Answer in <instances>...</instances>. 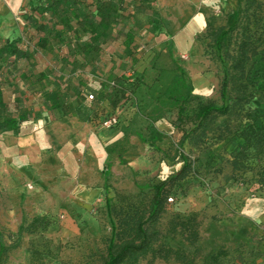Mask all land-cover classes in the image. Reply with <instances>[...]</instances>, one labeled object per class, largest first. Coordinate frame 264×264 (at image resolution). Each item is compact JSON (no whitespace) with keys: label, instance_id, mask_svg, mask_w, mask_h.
I'll use <instances>...</instances> for the list:
<instances>
[{"label":"rangeland","instance_id":"rangeland-1","mask_svg":"<svg viewBox=\"0 0 264 264\" xmlns=\"http://www.w3.org/2000/svg\"><path fill=\"white\" fill-rule=\"evenodd\" d=\"M60 1L61 7L67 5ZM118 3L131 17L98 39L97 52L77 55L76 44L89 42V34L62 32L51 12L52 0H0V41H16L17 55H29L18 58L15 68L3 64L13 72L3 87L6 101L10 111L17 103L20 111L33 115L17 134L0 129L4 264H101L111 236L105 195L112 203L117 195L147 200L153 185L179 170L181 151L192 171L169 195L172 201L158 224L161 242L194 255L196 264L218 250L227 253L219 264H264V182H259L264 153L245 149L237 136L256 114L264 120V0ZM93 9L82 4L78 12ZM196 16L202 17L201 24L185 35ZM35 21L49 39L45 50L36 44ZM245 25L257 54L245 65L249 102L237 105L231 86L223 101L220 88L231 71L226 54L235 53ZM221 32L226 36L216 52ZM40 72L49 78L42 89L35 80ZM167 72L175 75L164 83ZM72 78L83 81V94L75 99L73 90L65 92L66 115L47 112L42 97L53 95V81L58 79L64 89ZM116 78L132 85L123 96L114 87ZM207 100L227 104L229 112L208 130H194L193 115ZM72 112L80 113L76 123L69 122ZM100 114L116 115L118 123L91 130L90 115ZM183 133L190 138L180 149ZM88 155L92 167L86 164ZM235 157L245 169L232 172ZM106 162L110 167L103 175ZM191 216L199 233L194 245L185 234L167 233L169 221ZM36 218L38 227L32 225Z\"/></svg>","mask_w":264,"mask_h":264},{"label":"trees","instance_id":"trees-1","mask_svg":"<svg viewBox=\"0 0 264 264\" xmlns=\"http://www.w3.org/2000/svg\"><path fill=\"white\" fill-rule=\"evenodd\" d=\"M65 1L67 5H64V7H61L62 3L60 0H52L51 5V12L54 15L56 23L61 25V31L67 30L74 34L81 31L89 34V42L76 44L77 55H85L88 51L97 52L99 50L98 39H105L113 25L119 24L121 21L131 17L127 14V9L119 6L118 2L120 0H95L92 4H88L86 0ZM82 4H85L86 7L92 6L94 9L80 14L78 11ZM35 22L34 25L36 26L37 21ZM36 29V44L39 49L45 50L49 39L44 34V26L38 24ZM218 34L216 52L221 50L222 40L226 36V32ZM240 36L235 53L233 55L226 54L231 63V71L222 80L220 88V97L223 101L227 86L230 85L231 92L234 95V102L237 105L249 102L250 95L247 93L246 84L243 83L245 65L257 54L253 48V41L248 25L243 27ZM15 42L9 40L0 41V129H8L17 134L21 124L33 119V115L25 109L20 111L19 104L16 103L17 101L15 102L16 105L14 104L13 110L10 111L5 97L4 84L11 81V77L13 76V72L6 67L7 64L15 68L18 58H29L27 52L17 55L19 51L14 47ZM67 54L68 52L65 56L61 57V60L65 61L63 58H66ZM69 54L73 55V52L69 50ZM11 58H14V60L11 61ZM219 59L224 60L221 56ZM3 64H6V66ZM180 72L182 73V71ZM19 77L20 79H25L26 75L21 73ZM48 79L45 72H40L35 77L41 89L44 87V81ZM53 85L55 86V90L52 91L53 95L44 94L42 97L45 110L49 113L60 110L63 115H66L69 112V107L64 102L65 92L73 90L75 99H77L76 97L82 95L81 91L84 83L81 79H78L76 82L69 80L65 88L62 89L63 84L58 79H55ZM131 86L129 83H124L122 79L116 78L114 81L115 89L122 96L125 95V91ZM228 112L229 106L224 103L218 105L212 100L200 103L196 113L193 115V120L195 121L194 130L201 129L203 132L208 130L215 123L216 119L226 116ZM72 114L76 116L80 115V113L76 112H72ZM262 116L263 114H256L237 133L245 149H253L256 153H264V120L261 119ZM187 138H190L189 133H183L179 141L180 149H182V145ZM179 157L182 162L179 170L167 179L153 185L151 187V196L147 200L130 195H117V203H112V200L105 195V206L110 218L111 236L108 239L106 254L101 264H138L139 261L146 257H149L148 264H152L156 260L165 263L172 260L175 264H196L194 255L187 253L183 249L173 248L161 242L163 235L158 228L160 219L166 213L169 195L176 185L184 180L192 171V162L187 155L181 151L179 152ZM108 166L109 164H107ZM245 168L243 160L237 157L232 160V172ZM259 173V182L262 184L264 182V167ZM34 224L38 227L40 220L38 218L34 219L32 225ZM168 225L169 229L167 233L173 235L178 233L185 234V241L189 245H194L199 237L198 225L192 216L185 219L177 217L169 221ZM30 232H33V229ZM5 255L6 248L0 239V264H4ZM226 255V251L218 250L206 257L203 264H219L220 259Z\"/></svg>","mask_w":264,"mask_h":264},{"label":"crops","instance_id":"crops-1","mask_svg":"<svg viewBox=\"0 0 264 264\" xmlns=\"http://www.w3.org/2000/svg\"><path fill=\"white\" fill-rule=\"evenodd\" d=\"M202 17H200V16H196L195 17V19L193 20V22H191L189 25H187V27L185 28V35H189L191 32H192V30L193 29H195V27H197V26H199L200 24H201V22H202ZM189 27H191V30H189ZM188 30L190 31L189 33H188ZM178 40V39H177ZM175 74L173 73V72H171V73H165L164 75H163V77H165V82L164 83H166V82H168V81H170L172 78H173V76H174ZM162 79V78H161ZM70 81H73V82H75L74 81V79L72 78ZM160 82H162V80L160 81ZM163 83V84H164ZM88 86H91L92 88H94V89H96V85H92V84H87V86L86 87H88ZM98 87H100L99 85H97ZM85 87H83L82 88V91H81V94H83L82 92H83V89H84ZM161 89V87L159 86V85H157L155 88H154V90H157V91H159ZM105 116H102L101 114L100 115H90V117H89V124L91 125L90 126V128H91V130H93V131H96V130H98L100 127H101V125H100V120H102L103 118H104ZM70 121L69 122H73V123H76V121H75V119H77V117L74 115V114H71V116H70ZM77 120H79V119H77ZM93 159H92V157H90L89 155L86 157V164H88V163H90V164H92L91 165V167L93 166ZM107 164H109V166L107 167ZM110 167V163L109 162H106V164H105V173L103 172V175H106V172L108 171V168ZM92 171H93V169H92Z\"/></svg>","mask_w":264,"mask_h":264},{"label":"built area","instance_id":"built-area-1","mask_svg":"<svg viewBox=\"0 0 264 264\" xmlns=\"http://www.w3.org/2000/svg\"><path fill=\"white\" fill-rule=\"evenodd\" d=\"M89 98H92V96H89ZM117 123H118V118L116 115H110L100 120V124L105 128L114 127ZM167 201L171 202L172 198L171 197L168 198Z\"/></svg>","mask_w":264,"mask_h":264}]
</instances>
